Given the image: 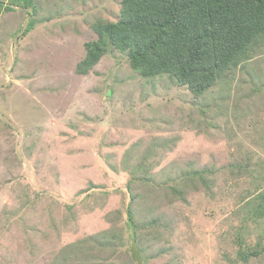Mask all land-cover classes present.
Masks as SVG:
<instances>
[{
    "label": "rangeland",
    "instance_id": "rangeland-1",
    "mask_svg": "<svg viewBox=\"0 0 264 264\" xmlns=\"http://www.w3.org/2000/svg\"><path fill=\"white\" fill-rule=\"evenodd\" d=\"M121 1L0 0V264H264L237 255L264 242V38L201 96L118 51L77 72Z\"/></svg>",
    "mask_w": 264,
    "mask_h": 264
},
{
    "label": "trees",
    "instance_id": "trees-1",
    "mask_svg": "<svg viewBox=\"0 0 264 264\" xmlns=\"http://www.w3.org/2000/svg\"><path fill=\"white\" fill-rule=\"evenodd\" d=\"M24 2L33 4V0ZM31 21L28 30L34 26ZM93 29L97 37L85 43L87 52L77 72L89 74L104 55L118 51L143 77L168 74L201 96L259 49L264 38V0H122L119 18L95 22ZM194 173L210 187L203 173ZM261 189H255L249 203L250 211L260 217L264 215ZM129 222L135 237L138 226L132 210ZM243 239L237 240L242 261L264 251L263 239L256 246Z\"/></svg>",
    "mask_w": 264,
    "mask_h": 264
}]
</instances>
